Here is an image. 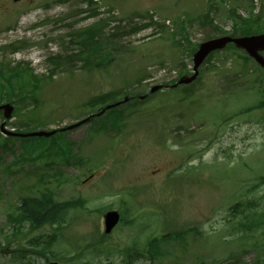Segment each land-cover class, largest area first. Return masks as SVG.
I'll return each mask as SVG.
<instances>
[{
	"label": "rangeland",
	"instance_id": "obj_1",
	"mask_svg": "<svg viewBox=\"0 0 264 264\" xmlns=\"http://www.w3.org/2000/svg\"><path fill=\"white\" fill-rule=\"evenodd\" d=\"M92 1L21 0L15 3V16L0 6V68L31 69L41 84L37 107L17 99L13 106L18 112L6 129L66 127L92 110L86 102L95 95L117 90L121 100L146 95L154 85L165 86L142 105L125 100L118 107L125 118L117 132L110 124L94 128L93 121L62 135L10 139L11 150L3 149L0 140V264H123L129 248L135 250V264H148L138 253L151 237L193 224L202 235L187 233L185 249L176 246V239L167 241L172 247L155 264H230L234 257L252 264L264 256V245L241 254L238 244L245 238L227 234L228 211L240 191L253 187L264 206L259 179L264 175V105L259 106L264 70L228 47L200 65L193 83L171 85L191 73L198 43L243 35L246 20L238 15L256 23L249 32L264 33V0ZM93 9L98 14L91 15ZM150 11L155 18L147 20ZM165 20L169 25L163 27ZM148 22L152 25L146 26ZM89 27L97 29L102 49L114 56L107 73L93 65L88 70L77 58L70 63L64 58L81 59L78 38L72 35ZM7 80L19 79L0 73V82ZM251 105L257 106L246 112ZM2 120L0 113V124ZM70 143L72 157L66 163L63 152L70 150ZM46 191L59 201H84L57 230L61 241L53 253L60 259L31 252L32 237L52 227L32 230L23 223L15 232L17 226L8 219L23 196ZM108 210L122 211V219L98 245L94 241L104 234Z\"/></svg>",
	"mask_w": 264,
	"mask_h": 264
},
{
	"label": "trees",
	"instance_id": "obj_2",
	"mask_svg": "<svg viewBox=\"0 0 264 264\" xmlns=\"http://www.w3.org/2000/svg\"><path fill=\"white\" fill-rule=\"evenodd\" d=\"M88 3H93L92 0H87ZM98 14L95 9L91 11V15ZM259 17V16H258ZM256 17V18H258ZM241 19L240 17H238ZM246 20V30L244 33L249 34V29L253 27L256 23H251L247 19ZM151 23L148 22L146 26H149ZM100 30V27H97ZM248 28V29H247ZM99 32L95 27H89L83 30H79L74 33L72 36L78 38V45L81 47L83 56L81 59L75 55H65L64 58L69 62L74 59H79L83 61V65L88 67V70L93 65L97 67V69L103 68L104 72H109L110 64L114 60V56L109 52L102 49L101 42L97 35ZM233 48V47H232ZM234 49V48H233ZM235 50V49H234ZM60 59V57H58ZM54 63L56 61H53ZM69 62V63H70ZM58 64L56 63V66ZM9 72L12 75H16L19 80L16 82H12L7 80L6 84L0 82V103L5 98L6 95L8 101L12 104L19 100H30L32 109H35L38 105V92L40 90L41 84L38 83L36 76L33 74V70L28 68H9L1 69L0 73ZM26 75L27 78L23 77ZM17 90V91H16ZM153 93H148L142 100H138L137 97H133L129 95L128 103L138 106L145 103L148 95ZM15 100H11L12 97L16 96ZM188 97V96H187ZM186 97V98H187ZM119 98L118 91L113 90L106 93H101L91 97L86 105L89 106L92 110L88 113H92L95 111V107L102 109L107 103H111L117 101ZM185 99V98H184ZM125 104V103H124ZM122 105V103L120 104ZM119 105V106H120ZM264 102L259 106H263ZM257 105H254V107ZM18 112L17 108H14V112L12 115H15ZM111 115L108 120H104L102 118L98 119L97 117H91L89 122H94L93 126L99 128H106L109 124L112 127H115V131L119 130V125L123 122L125 118V111L120 109H111L108 111ZM107 113V114H108ZM118 127V130H117ZM27 130H20L18 132H26ZM59 133L62 135L63 132L60 130H56L55 135ZM12 137L4 136L0 132V140L2 141V148L11 150L10 147L7 146L9 140ZM16 139V138H15ZM21 140L22 139H18ZM72 144L70 143V150H66L63 153L66 155L65 160L69 161L72 156H70V151L72 152ZM38 149H36L37 151ZM260 182L264 183V175L259 176ZM259 182V183H260ZM255 187L248 189L247 191H240L239 197L237 199H233L229 206L228 211V223L229 228L227 229L228 235L233 234H241V238H245V242L241 243L238 246L240 247V253H246L248 248H253L259 246L260 244L264 245V206L260 204V200L256 198L254 192ZM84 202L83 200H81ZM83 207V203H77L72 200L70 201H58L55 200L53 194L50 191L43 192L40 196H23L19 205L16 207L15 214L10 213L8 215V219L11 222H14L17 228L15 227V232L20 231V225L23 223H29L32 230L38 229L43 225L52 226V231L49 233H41L37 236H33L31 240V252L40 255L44 258H52V259H60L57 255L53 253V247L56 242L61 241V236L57 233L58 229L63 227V223L67 220V215L71 209H75L76 207ZM128 223L131 221H127ZM57 225V226H56ZM181 226V225H180ZM176 232H171L170 229L165 233L158 234L157 236L151 237L147 243L145 250L142 253H138L141 257H146L149 262L148 264H155L157 260L162 259L169 252V248L172 246H167L166 243L169 240H175L178 243V247L185 249L187 246V238L186 234L191 232L193 237H198L202 235L200 229L197 225L193 224L189 227L183 228V226L176 227ZM107 235H103L99 238L98 245H102L104 239H106ZM239 237V238H238ZM237 237V240L240 239V236ZM232 249V248H231ZM230 249V250H231ZM134 249H127L124 254L123 264H135V257L132 255ZM132 252V253H131ZM233 252L229 253V258L231 259ZM26 254L21 255L20 257H25ZM230 264H246L241 261L239 257H234ZM252 264H264V256L260 254V256L253 261Z\"/></svg>",
	"mask_w": 264,
	"mask_h": 264
},
{
	"label": "water",
	"instance_id": "obj_3",
	"mask_svg": "<svg viewBox=\"0 0 264 264\" xmlns=\"http://www.w3.org/2000/svg\"><path fill=\"white\" fill-rule=\"evenodd\" d=\"M228 43H232L236 48H241L246 51V53L254 58V60L261 66L264 67V57L260 54L261 51L264 50V34L252 35V36H241V37H231V36H221L217 38H212L206 41H203L199 44L197 50L192 55L193 61V74L190 76L184 75L181 76L175 86L177 84H188L193 81L198 73V67L203 62V60L208 56V54L214 50L224 48ZM159 86H153L151 88V92L157 90ZM127 100V97L124 98ZM118 103L108 105L104 109H102L98 114L104 112L105 109L110 108L112 106L117 105ZM0 110L3 112L4 119H9L11 116V112L13 107L10 103H5L0 105ZM86 119L78 121L75 124L68 126V129H71L75 126H78L85 122ZM64 129V128H63ZM0 130L4 133H7L11 136H37V137H49L50 135L55 133V130L52 131H44L38 130L25 134H18L8 132L4 129V122L0 125ZM119 221V214L115 210H110L104 214V223H105V232H109ZM48 264H57L56 262H49Z\"/></svg>",
	"mask_w": 264,
	"mask_h": 264
},
{
	"label": "flooded vegetation",
	"instance_id": "obj_4",
	"mask_svg": "<svg viewBox=\"0 0 264 264\" xmlns=\"http://www.w3.org/2000/svg\"><path fill=\"white\" fill-rule=\"evenodd\" d=\"M21 0H3L0 3V6H4L6 9L5 12L8 16H15L19 12V7L15 5V3L20 2ZM17 8H14V6Z\"/></svg>",
	"mask_w": 264,
	"mask_h": 264
}]
</instances>
